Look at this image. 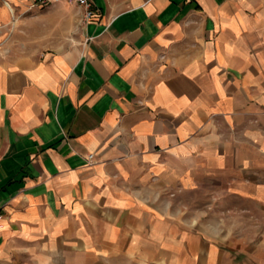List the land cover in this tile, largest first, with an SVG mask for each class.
<instances>
[{"label":"crops","instance_id":"crops-1","mask_svg":"<svg viewBox=\"0 0 264 264\" xmlns=\"http://www.w3.org/2000/svg\"><path fill=\"white\" fill-rule=\"evenodd\" d=\"M88 2L0 0V261L264 264V0Z\"/></svg>","mask_w":264,"mask_h":264},{"label":"built area","instance_id":"built-area-1","mask_svg":"<svg viewBox=\"0 0 264 264\" xmlns=\"http://www.w3.org/2000/svg\"><path fill=\"white\" fill-rule=\"evenodd\" d=\"M61 0H35V4L39 5V6H47L53 3H57ZM71 3H75L79 6H82L85 8V18H89L92 15V10L90 9V4L88 2V0H67ZM94 157L93 153H89L87 155V159L88 161H92ZM2 218V214L0 213V219ZM0 264H5L3 262L0 261Z\"/></svg>","mask_w":264,"mask_h":264}]
</instances>
